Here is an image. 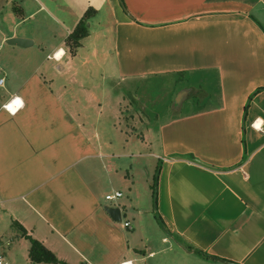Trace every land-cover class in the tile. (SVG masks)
I'll return each mask as SVG.
<instances>
[{
  "label": "crops",
  "instance_id": "1",
  "mask_svg": "<svg viewBox=\"0 0 264 264\" xmlns=\"http://www.w3.org/2000/svg\"><path fill=\"white\" fill-rule=\"evenodd\" d=\"M5 2L0 237L18 222L68 264H152L172 251L186 264H264V123L253 128L264 121V0ZM89 8L72 55L65 39ZM92 38L106 51L88 49ZM89 65L99 91L90 71L78 77ZM17 95L13 117L3 105ZM129 98L143 117L121 118ZM15 236L0 249L7 264H54L32 263Z\"/></svg>",
  "mask_w": 264,
  "mask_h": 264
},
{
  "label": "rangeland",
  "instance_id": "2",
  "mask_svg": "<svg viewBox=\"0 0 264 264\" xmlns=\"http://www.w3.org/2000/svg\"><path fill=\"white\" fill-rule=\"evenodd\" d=\"M10 5H8L6 2H5V0H0V16H5V14L7 13V11L10 9V7H9ZM100 13L103 15V16H106L108 13V11H107V7H102V4L100 5ZM55 20V19H54ZM54 20H49V25H51V27H53V25H54ZM101 20H103V19H101ZM93 23L95 22V20L94 21H92ZM0 23H2V25L3 26H5L6 27V24L4 23V20L2 19L1 21H0ZM26 23V22H25ZM89 23V19H87V22H86V24H88ZM94 25V24H93ZM87 28H88V26H87ZM96 38H92V40H95ZM3 44H4V42H2ZM6 45V44H5ZM2 46V45H1ZM86 46L88 47V49H92V47L93 46H95L97 49H98V51L99 52H105L106 50H105V46H104V44L102 43V41H101V39L100 40H95V41H93L92 43H89V44H86ZM6 47V46H5ZM84 53H86V54H88L87 52H84ZM90 66V65H89ZM73 70H75V68L73 67V68H71L70 69V72L71 71H73ZM76 71H77V73H78V77H80V76H82L84 73H86V71L88 72V71H90V74H91V78H90V80L93 82V81H95V82H98V85L96 86V90H101V82H100V80H101V76L100 75H98V73H97V71L96 70H93V66H90V68H88L87 69V67H85V69L83 70L82 68H80V67H78L77 69H76ZM89 80V79H88ZM85 82V81H84ZM86 83H87V81H86ZM128 102H129V105H127V104H123V106H122V115H121V118L123 119V120H125V121H128L131 117H133L134 116V114L133 113H135L137 116H140V117H143L142 116V114H140V112L139 111H137V110H135V106H133V101L129 98V100H128ZM144 164H146V162H144V163H141V164H139V166H140V170H142L143 171V165ZM112 202V201H111ZM130 211H132V209L130 210ZM145 224V227H146V229L149 231V232H151L152 230H151V227H150V224H149V222H147V223H144ZM156 225V224H155ZM19 230L16 228V227H11V228H9L7 231H5V235H2L0 238L5 242V241H8V238H10L11 239V245H15V243L17 242V237L15 236V233L16 232H18ZM20 232V231H19ZM5 245V244H4ZM4 248V247H3ZM3 248H0V249H3ZM5 249V248H4ZM3 249V250H4ZM14 252H15V254H16V257H17V259H21V253H22V250H21V248H18V249H15L14 250ZM160 257H162V258H160ZM152 264H186L184 261H185V259L183 258V256H182V254H181V256H180V254H179V252H177V251H172V252H169V253H167V254H156L153 258H152ZM190 264H192V263H190Z\"/></svg>",
  "mask_w": 264,
  "mask_h": 264
},
{
  "label": "trees",
  "instance_id": "3",
  "mask_svg": "<svg viewBox=\"0 0 264 264\" xmlns=\"http://www.w3.org/2000/svg\"><path fill=\"white\" fill-rule=\"evenodd\" d=\"M121 4L123 5V2ZM91 10L92 9L89 8L84 12L83 16L78 20L73 30L68 34L65 39V43L68 46L69 52L72 55L75 54L77 47L80 45V40L88 35V28L86 22L91 14ZM15 226L20 231V235L26 238L30 243L28 249V257L32 263L47 262L54 264H68L57 258V256L50 249L44 246L39 240L29 235L26 229L21 224L15 222ZM195 251L200 255H206L201 251Z\"/></svg>",
  "mask_w": 264,
  "mask_h": 264
},
{
  "label": "clouds",
  "instance_id": "4",
  "mask_svg": "<svg viewBox=\"0 0 264 264\" xmlns=\"http://www.w3.org/2000/svg\"><path fill=\"white\" fill-rule=\"evenodd\" d=\"M101 3H103V0H100ZM65 55V50L64 49H60L58 50L55 55H54V59L56 61H60L61 58ZM2 86V85H0ZM25 107V102L23 100V98L21 96H14L9 103L3 105V108L5 110H7V112L9 113V115L11 116H16V114ZM261 123H264V121H260L257 120V122L254 123L253 128L255 130H259L261 128Z\"/></svg>",
  "mask_w": 264,
  "mask_h": 264
},
{
  "label": "water",
  "instance_id": "5",
  "mask_svg": "<svg viewBox=\"0 0 264 264\" xmlns=\"http://www.w3.org/2000/svg\"><path fill=\"white\" fill-rule=\"evenodd\" d=\"M31 40L21 37H12L6 39V43L8 44H14L18 46H27V44H31ZM105 211L110 215V217L115 221L121 220V214H120V208L119 207H113L106 205L104 207Z\"/></svg>",
  "mask_w": 264,
  "mask_h": 264
},
{
  "label": "built area",
  "instance_id": "6",
  "mask_svg": "<svg viewBox=\"0 0 264 264\" xmlns=\"http://www.w3.org/2000/svg\"><path fill=\"white\" fill-rule=\"evenodd\" d=\"M2 78H0V83L2 82ZM13 98V97H12ZM11 98V99H12ZM11 99H9V101H7V103H9L10 102V100ZM6 103V104H7ZM5 105V104H4ZM254 124V123H253ZM120 196H122V192L121 191H115L114 193H108V194H106L105 196H104V198H105V200H107V201H112V200H114L115 198H118V197H120ZM124 226H129V222L128 221H125L124 222ZM9 242L8 241H3L2 239L0 240V248H1V246H2V244H8ZM0 264H7V262H6V260L4 259V257H3V255L0 253ZM120 264H132L131 263V261H123V262H121Z\"/></svg>",
  "mask_w": 264,
  "mask_h": 264
}]
</instances>
